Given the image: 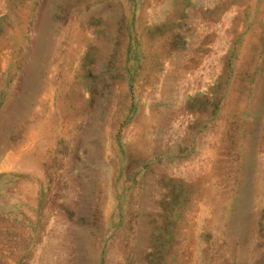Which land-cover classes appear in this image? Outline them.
Masks as SVG:
<instances>
[{
	"label": "rangeland",
	"instance_id": "1",
	"mask_svg": "<svg viewBox=\"0 0 264 264\" xmlns=\"http://www.w3.org/2000/svg\"><path fill=\"white\" fill-rule=\"evenodd\" d=\"M0 264H264V0H0Z\"/></svg>",
	"mask_w": 264,
	"mask_h": 264
},
{
	"label": "bare ground",
	"instance_id": "2",
	"mask_svg": "<svg viewBox=\"0 0 264 264\" xmlns=\"http://www.w3.org/2000/svg\"><path fill=\"white\" fill-rule=\"evenodd\" d=\"M179 93V92H178ZM23 153V152H22ZM24 156V155H23ZM246 173V172H245ZM248 174V173H247ZM247 177H249L248 175H247ZM249 182V181H248ZM244 186V185H243ZM247 186V185H246ZM247 187H249V186H247ZM242 189V188H241ZM243 190V189H242ZM244 190H245V188H244ZM237 193V192H236ZM240 193V192H239ZM242 193V192H241ZM244 193V192H243ZM244 196H245V194H243ZM247 196V195H246ZM237 198V197H236ZM244 198V197H243ZM246 198H248V197H246ZM246 198H244V200H246ZM247 201V200H246ZM246 201L244 202V203H246ZM237 203V202H236ZM243 204V203H242ZM247 205V204H246ZM238 206H240V205H238ZM245 206V205H244ZM235 208V207H234ZM242 208V207H241ZM245 209V208H244ZM243 211H245V210H243ZM237 212V211H236ZM215 213V212H214ZM245 213V212H244ZM235 216V215H234ZM243 216V215H242ZM245 216V215H244ZM232 219V218H231ZM228 224V223H227ZM231 224V223H230ZM232 227H233V225H232ZM235 229V228H234ZM233 230V229H232ZM230 232V231H229ZM236 233V232H235ZM56 235V234H55Z\"/></svg>",
	"mask_w": 264,
	"mask_h": 264
}]
</instances>
